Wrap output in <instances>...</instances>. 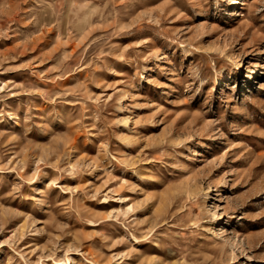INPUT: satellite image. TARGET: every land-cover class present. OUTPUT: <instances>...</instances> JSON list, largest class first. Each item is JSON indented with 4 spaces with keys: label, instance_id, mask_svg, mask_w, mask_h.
<instances>
[{
    "label": "rangeland",
    "instance_id": "rangeland-1",
    "mask_svg": "<svg viewBox=\"0 0 264 264\" xmlns=\"http://www.w3.org/2000/svg\"><path fill=\"white\" fill-rule=\"evenodd\" d=\"M0 264H264V0H0Z\"/></svg>",
    "mask_w": 264,
    "mask_h": 264
}]
</instances>
